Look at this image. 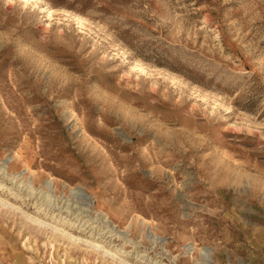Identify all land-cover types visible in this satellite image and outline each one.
Returning a JSON list of instances; mask_svg holds the SVG:
<instances>
[{
  "label": "rangeland",
  "instance_id": "obj_1",
  "mask_svg": "<svg viewBox=\"0 0 264 264\" xmlns=\"http://www.w3.org/2000/svg\"><path fill=\"white\" fill-rule=\"evenodd\" d=\"M2 167L0 264H264V0H0Z\"/></svg>",
  "mask_w": 264,
  "mask_h": 264
},
{
  "label": "bare ground",
  "instance_id": "obj_2",
  "mask_svg": "<svg viewBox=\"0 0 264 264\" xmlns=\"http://www.w3.org/2000/svg\"><path fill=\"white\" fill-rule=\"evenodd\" d=\"M5 170V167H2L1 169H0V171H2V172H5L4 171ZM27 187L29 188V189H31V186H30V184L28 183L27 184ZM85 198V197H84ZM59 207V206H58ZM83 218V217H82ZM92 223V222H91ZM88 226V225H87ZM91 229V228H90ZM103 229V228H102ZM104 230V229H103ZM144 252V251H143Z\"/></svg>",
  "mask_w": 264,
  "mask_h": 264
}]
</instances>
